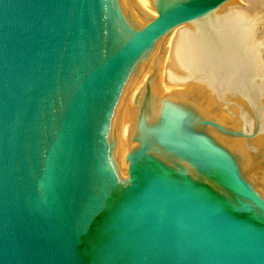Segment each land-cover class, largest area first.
Wrapping results in <instances>:
<instances>
[{
	"label": "water",
	"instance_id": "95a60500",
	"mask_svg": "<svg viewBox=\"0 0 264 264\" xmlns=\"http://www.w3.org/2000/svg\"><path fill=\"white\" fill-rule=\"evenodd\" d=\"M262 23L0 0V264H264Z\"/></svg>",
	"mask_w": 264,
	"mask_h": 264
},
{
	"label": "bare ground",
	"instance_id": "6f19581e",
	"mask_svg": "<svg viewBox=\"0 0 264 264\" xmlns=\"http://www.w3.org/2000/svg\"><path fill=\"white\" fill-rule=\"evenodd\" d=\"M244 1L245 4H240L239 0H236V2L243 8L251 12H255L262 17L263 23L261 27V32L264 37V0H244Z\"/></svg>",
	"mask_w": 264,
	"mask_h": 264
},
{
	"label": "rangeland",
	"instance_id": "374dc122",
	"mask_svg": "<svg viewBox=\"0 0 264 264\" xmlns=\"http://www.w3.org/2000/svg\"><path fill=\"white\" fill-rule=\"evenodd\" d=\"M239 3L240 4H245V1L244 0H239Z\"/></svg>",
	"mask_w": 264,
	"mask_h": 264
}]
</instances>
